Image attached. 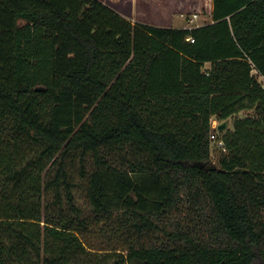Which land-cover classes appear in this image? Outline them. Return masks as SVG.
<instances>
[{"label": "trees", "instance_id": "1", "mask_svg": "<svg viewBox=\"0 0 264 264\" xmlns=\"http://www.w3.org/2000/svg\"><path fill=\"white\" fill-rule=\"evenodd\" d=\"M212 17L163 27L102 0H0V264H264V0H213ZM245 110L214 163L213 117ZM77 179L97 222L122 213L125 250L83 240ZM186 186L232 243L140 239Z\"/></svg>", "mask_w": 264, "mask_h": 264}, {"label": "rangeland", "instance_id": "2", "mask_svg": "<svg viewBox=\"0 0 264 264\" xmlns=\"http://www.w3.org/2000/svg\"><path fill=\"white\" fill-rule=\"evenodd\" d=\"M124 0H109L105 2L113 9H117L123 13L131 15L133 9L137 11L136 19L141 23L152 24L168 23V18L176 4L168 0H139V2H126ZM152 1V2H151ZM181 4L182 2H176ZM131 5V6H130ZM133 8L131 9V7ZM116 10V11H117ZM197 12V11H195ZM204 15L200 20L193 22V25L208 20L207 8H204ZM188 18H182L176 12L174 27L186 25ZM246 113V114H245ZM243 115L254 114L252 110H245ZM238 115V114H237ZM232 116L228 121L227 128H232L233 119L237 116ZM224 122L218 118L212 119V124L215 125V132L219 135L218 125ZM224 131V130H223ZM222 147L217 144L216 140H211V157L214 163H218ZM79 185L75 188V195L78 203L86 210V214L90 216L91 221L89 228L81 233L83 240L92 249L100 251H110L115 248L125 250L130 240L135 239V235H129L125 227H121V215L119 211L114 212V217L102 222H97L94 217L93 209L86 198V181L77 179ZM180 204L178 208L168 214L155 217V222L158 228L151 229L145 233L140 239L149 244H165V245H185L183 240L173 241L168 233L182 232L190 234L199 244L210 247L226 246L232 241L227 237L222 227L218 223L214 215L212 202L206 195L193 194L190 188L182 187L180 191ZM132 236V237H131Z\"/></svg>", "mask_w": 264, "mask_h": 264}, {"label": "crops", "instance_id": "3", "mask_svg": "<svg viewBox=\"0 0 264 264\" xmlns=\"http://www.w3.org/2000/svg\"><path fill=\"white\" fill-rule=\"evenodd\" d=\"M103 2H108L109 0H102ZM169 2H174V4H176L175 8L171 11L172 13H169L170 16L168 18V23H156V26H163V27H174L175 25L173 24L175 22V13L177 12L180 17L182 18H187L188 15L191 14V18L186 19L187 23L186 25H182L180 27L177 28H191V27H197V26H201L207 23H210L213 21V17H212V11H213V0H168ZM132 3V2H139V0H124L123 3ZM152 2V1H151ZM176 2H182L181 4L176 3ZM131 6V5H130ZM207 8V16L209 17L207 21H203L201 23H198L196 25H193L192 23L195 22L196 20H200L202 17H205L204 15V8ZM133 8V6L131 7V9ZM117 10V9H115ZM118 11V10H117ZM197 11V12H195ZM120 14H122L124 17H126L127 19L133 21V22H139L136 19V14L137 11L132 9L131 11V15H128L126 13H123L121 11H118ZM196 14L197 17L195 19H193V15ZM152 25V24H151ZM245 113V111H241L237 116H245L243 115ZM246 114V113H245Z\"/></svg>", "mask_w": 264, "mask_h": 264}, {"label": "built area", "instance_id": "4", "mask_svg": "<svg viewBox=\"0 0 264 264\" xmlns=\"http://www.w3.org/2000/svg\"><path fill=\"white\" fill-rule=\"evenodd\" d=\"M197 17L196 14L193 15V19H195ZM189 40L191 41H194L193 38H189ZM261 82L263 83V87H264V77H261ZM213 127H215V125L213 124ZM211 139L212 140H216L217 141V144L220 146V147H223V141L221 139L218 138V135L214 132L211 134Z\"/></svg>", "mask_w": 264, "mask_h": 264}, {"label": "water", "instance_id": "5", "mask_svg": "<svg viewBox=\"0 0 264 264\" xmlns=\"http://www.w3.org/2000/svg\"><path fill=\"white\" fill-rule=\"evenodd\" d=\"M36 90H37V91H42V90H45V87H43V86H37V87H36ZM228 124H229V121H228V120H226V121L220 123V124L218 125V130H219V131H223V130H225L226 127L228 126ZM221 264H226V263H225V262H222Z\"/></svg>", "mask_w": 264, "mask_h": 264}]
</instances>
